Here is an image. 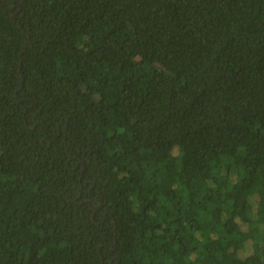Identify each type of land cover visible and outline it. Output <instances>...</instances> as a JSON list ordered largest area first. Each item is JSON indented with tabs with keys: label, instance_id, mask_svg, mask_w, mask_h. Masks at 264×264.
<instances>
[{
	"label": "trees",
	"instance_id": "trees-1",
	"mask_svg": "<svg viewBox=\"0 0 264 264\" xmlns=\"http://www.w3.org/2000/svg\"><path fill=\"white\" fill-rule=\"evenodd\" d=\"M0 264H264V0H0Z\"/></svg>",
	"mask_w": 264,
	"mask_h": 264
},
{
	"label": "water",
	"instance_id": "water-1",
	"mask_svg": "<svg viewBox=\"0 0 264 264\" xmlns=\"http://www.w3.org/2000/svg\"><path fill=\"white\" fill-rule=\"evenodd\" d=\"M31 130H33V129H31Z\"/></svg>",
	"mask_w": 264,
	"mask_h": 264
}]
</instances>
